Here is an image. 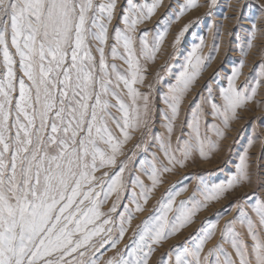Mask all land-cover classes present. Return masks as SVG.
I'll list each match as a JSON object with an SVG mask.
<instances>
[{"label":"snow or ice","instance_id":"1","mask_svg":"<svg viewBox=\"0 0 264 264\" xmlns=\"http://www.w3.org/2000/svg\"><path fill=\"white\" fill-rule=\"evenodd\" d=\"M216 3L0 0V264H264V195L256 190L153 261L209 202L252 185L254 176L264 188L249 151L256 141L264 150V137L254 133L224 180L195 177L196 188L180 200L187 184L171 185L147 209L164 174L217 151L238 110L264 88V72L236 83L240 60L226 86L209 80L189 99L218 50L214 43L203 55V37L185 47L192 22L174 35L168 60L148 81L172 23L205 6L211 16ZM162 6L153 29L139 27ZM256 6L243 57L264 40V3ZM225 215L231 218L221 227Z\"/></svg>","mask_w":264,"mask_h":264},{"label":"rangeland","instance_id":"2","mask_svg":"<svg viewBox=\"0 0 264 264\" xmlns=\"http://www.w3.org/2000/svg\"><path fill=\"white\" fill-rule=\"evenodd\" d=\"M199 3H205V0H198ZM166 5L169 0H163ZM257 3H264V0H217L215 7L212 10V15L207 16L208 8L200 7L188 11L178 21L171 25L169 35L167 36L160 53L154 63H149V76L148 81L155 80L156 74L161 70L162 66L168 60L169 53H171V43L174 35L184 26V24L192 22L189 33L186 34V41H183L185 47H190L192 41L198 42V37L204 38L203 55L207 56L213 48L215 43L218 50L214 53V58L211 60L209 66L202 72L195 84L192 92L189 94V99L195 96L198 91L202 89L204 84L211 80L213 87L217 85L226 86V76L236 66L238 61L244 60L245 66L242 68V74L237 79L238 85L244 83L248 78L249 83H254L258 79L264 68L258 66L264 55V40L255 41L256 47L248 51L247 57L241 56L240 47L244 45V37L246 35L247 27L250 25V19L258 15ZM166 11L165 7L158 9L156 15L148 22L141 24L140 28L153 29L156 21ZM219 32V36L216 33ZM181 60L183 58L181 57ZM175 68H179L180 64L175 63ZM168 83L170 76L165 72H161ZM147 83V81H146ZM165 83L161 82L158 87L163 90ZM239 119L232 121L231 127L226 130V138L221 140L219 148L207 159L201 158L197 153L193 158L186 162V166L179 167L170 173L163 176V184H161L154 195L151 197L147 209H151L152 205L160 195L171 185H176L179 188L183 184H187V191L183 192L177 199H186L191 195L196 188L197 179L195 177L204 176L206 179L224 180L235 170V164L238 157L243 153L249 140L253 137L254 133H259L264 137V88H261L254 98L250 101L246 108L238 110ZM133 141L132 143H134ZM132 143L128 145L132 147ZM251 159L253 161L252 167L254 172L257 173L259 179L264 181V150H262L259 141L254 143V146L249 150ZM227 160V163L224 161ZM188 174H193V179L189 183L186 179ZM257 177H253L254 183L252 185H244L239 187L236 191L230 192L225 197L218 201L213 200L208 203L206 208H203L195 218V222L189 227L183 229L178 235L169 237L163 242V247H159L158 251L153 257V261L160 256L161 253L167 251L171 245L179 244L185 240L193 231H195L206 218H216L214 214H218L221 209L245 193H250L254 190L259 195H264V188L256 187ZM179 182V183H178ZM112 200L104 206V210L111 206ZM148 215V210L144 213L136 214L135 219L132 221L134 228ZM231 218V215H225L219 218V225L222 227L225 220ZM131 233L129 232V235ZM220 239L219 231H217L215 238L209 242L208 246L216 243Z\"/></svg>","mask_w":264,"mask_h":264}]
</instances>
